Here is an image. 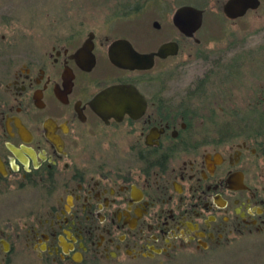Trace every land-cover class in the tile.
Wrapping results in <instances>:
<instances>
[{"label":"flooded vegetation","instance_id":"obj_1","mask_svg":"<svg viewBox=\"0 0 264 264\" xmlns=\"http://www.w3.org/2000/svg\"><path fill=\"white\" fill-rule=\"evenodd\" d=\"M98 1L94 27L58 18L19 51L0 45L13 50L0 62V264L21 250L38 264H172L264 234V87L232 95L223 59L196 54L208 68L179 100L143 90L135 76L164 75L201 26L183 35L167 0ZM147 8L151 28L123 29ZM122 41L153 66L111 63ZM166 46L175 54L159 57ZM114 85L137 88L139 118L99 116L95 98Z\"/></svg>","mask_w":264,"mask_h":264},{"label":"rangeland","instance_id":"obj_2","mask_svg":"<svg viewBox=\"0 0 264 264\" xmlns=\"http://www.w3.org/2000/svg\"><path fill=\"white\" fill-rule=\"evenodd\" d=\"M169 14L165 18L170 21L175 10L179 7L191 6L203 11V22L198 33L187 40L182 41L180 56L175 60L176 64L167 63L171 69L160 76L164 68L156 67L149 74L137 79L144 83L138 86L143 90L154 92L159 87L165 89V99L179 100L189 87V83L195 81L202 72L208 68L200 58L210 56L217 62L221 59L225 62V77L230 94H245V87H264V0H260V7L248 12L239 20H228L222 13V5L227 0H167ZM98 0H0V45L3 43H15L14 49L21 50L22 44L28 35L49 32L53 27V20L71 17V22L84 24V27H94L99 21V16L90 17L92 12L98 13ZM98 8V9H97ZM155 10L147 8L139 16L124 19L123 29L132 30L137 25L147 24L151 28L154 21H158ZM88 16V17H87ZM138 18V20H135ZM134 19V20H132ZM130 21H132L130 23ZM97 22V23H95ZM131 43L142 45L144 36L136 32L129 33ZM1 37L5 39L2 40ZM178 39V38H177ZM199 41L197 45L194 41ZM199 47V48H197ZM262 51V52H261ZM0 51L1 58L7 52ZM261 53V54H260ZM197 55H200L196 57ZM181 61V62H179ZM239 64L238 67H233ZM0 65V69H1ZM176 68V69H174ZM172 71V73L170 72ZM235 75V76H234ZM254 86V87H255ZM228 249L219 253H183L171 260L172 264H190L186 259L193 260L191 264H264V234L251 235L241 238L237 243H231ZM23 250L7 259L4 264H38L35 255H29ZM188 255V257H187ZM186 261V262H183ZM143 264H152L146 261ZM137 264V263H132Z\"/></svg>","mask_w":264,"mask_h":264},{"label":"water","instance_id":"obj_3","mask_svg":"<svg viewBox=\"0 0 264 264\" xmlns=\"http://www.w3.org/2000/svg\"><path fill=\"white\" fill-rule=\"evenodd\" d=\"M260 7V0H227L222 5V13L229 21L241 19L248 12L257 10ZM203 11L191 6L179 7L173 15V24L183 35L192 36L198 31L203 21ZM126 48L125 55H119L116 50L119 47ZM85 45L84 48H86ZM85 50V49H83ZM159 57H165L166 54H175L169 50V47L161 48L157 53ZM110 60L115 66L129 70L150 69L153 66L152 55H139L125 41L115 42L110 52ZM95 107L100 117L108 115L119 120L125 113L133 120L139 118L145 111V100L137 91L136 87L131 85H114L103 90L95 98ZM106 111V113H103Z\"/></svg>","mask_w":264,"mask_h":264},{"label":"trees","instance_id":"obj_4","mask_svg":"<svg viewBox=\"0 0 264 264\" xmlns=\"http://www.w3.org/2000/svg\"><path fill=\"white\" fill-rule=\"evenodd\" d=\"M199 9V8H198ZM262 52V51H261ZM261 54V53H260Z\"/></svg>","mask_w":264,"mask_h":264}]
</instances>
